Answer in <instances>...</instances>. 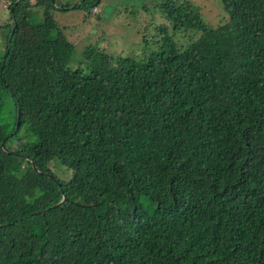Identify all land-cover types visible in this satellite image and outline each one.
<instances>
[{
    "label": "trees",
    "instance_id": "trees-1",
    "mask_svg": "<svg viewBox=\"0 0 264 264\" xmlns=\"http://www.w3.org/2000/svg\"><path fill=\"white\" fill-rule=\"evenodd\" d=\"M2 1L0 264H264V0H155L127 55L52 14L101 0Z\"/></svg>",
    "mask_w": 264,
    "mask_h": 264
},
{
    "label": "rangeland",
    "instance_id": "rangeland-1",
    "mask_svg": "<svg viewBox=\"0 0 264 264\" xmlns=\"http://www.w3.org/2000/svg\"><path fill=\"white\" fill-rule=\"evenodd\" d=\"M65 1L71 2L72 0H57V2ZM194 1L200 6L203 17L208 24L216 26L226 21V13L219 0ZM154 2L155 0H101L98 4L99 13H92L86 19H84L85 9L80 7H72L67 10L53 8L52 14L59 26L63 28L67 38L74 43L76 53L85 44L91 42L96 43L103 50L127 55L140 51L141 30L139 27H142V23L151 18L152 26L155 28L162 20L157 16L155 18L157 23L153 22L152 16L155 11L152 3ZM40 3L41 1L37 3V6L34 5L31 11L35 23L43 20ZM8 20L7 7L5 2L0 0V49L3 46L1 24ZM44 35L45 32L42 28H22L18 32V36L27 43L36 42ZM0 96L3 102L0 106V123L8 131L13 123L11 110L12 108L14 110V103L10 94L2 88H0ZM50 166L52 171L62 179H68L71 175V170L58 161H52ZM51 200L47 195L43 196L40 204Z\"/></svg>",
    "mask_w": 264,
    "mask_h": 264
},
{
    "label": "water",
    "instance_id": "water-1",
    "mask_svg": "<svg viewBox=\"0 0 264 264\" xmlns=\"http://www.w3.org/2000/svg\"><path fill=\"white\" fill-rule=\"evenodd\" d=\"M33 167L37 170V171H39L37 168H36V165L33 163ZM48 176H50V177H52V174H50V173H46ZM65 200V196H63L56 204H59V203H61V202H63Z\"/></svg>",
    "mask_w": 264,
    "mask_h": 264
},
{
    "label": "built area",
    "instance_id": "built-area-1",
    "mask_svg": "<svg viewBox=\"0 0 264 264\" xmlns=\"http://www.w3.org/2000/svg\"><path fill=\"white\" fill-rule=\"evenodd\" d=\"M98 10H99L98 6L95 5V6L93 7V11L96 12V11H98Z\"/></svg>",
    "mask_w": 264,
    "mask_h": 264
}]
</instances>
